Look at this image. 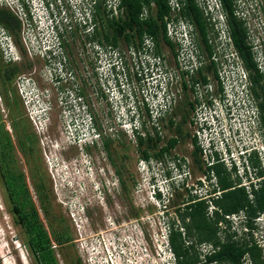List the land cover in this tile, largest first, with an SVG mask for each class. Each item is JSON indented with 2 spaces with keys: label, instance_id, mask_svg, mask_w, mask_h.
Wrapping results in <instances>:
<instances>
[{
  "label": "rangeland",
  "instance_id": "1",
  "mask_svg": "<svg viewBox=\"0 0 264 264\" xmlns=\"http://www.w3.org/2000/svg\"><path fill=\"white\" fill-rule=\"evenodd\" d=\"M0 1L22 21L20 43L24 48L21 49L16 36H12L14 46L5 45V52L0 43V136L5 132L10 135L13 147L8 154V170L23 174L51 236L53 229L69 230L71 240L67 242L52 238L58 264H76L77 258L81 264H177L167 236L172 227L184 228L181 231L187 236V246L194 248L202 259L197 248L199 243L188 237L179 212L192 195L187 182L183 184L185 172L193 174V179H188L190 185L201 175L189 155L193 146H180L173 151V156L161 162L152 157L150 163H143L141 148L137 149V132L153 133L154 124L145 109L141 113L143 121L136 117L132 107V101L138 103V98H143L148 81L156 82L159 78L164 82L165 77L173 74L179 76L180 82L186 69H193L195 78L197 60H203L204 68L211 63L212 56L200 44L199 34H195L189 47L183 46L180 40L173 41L176 54L163 44L158 53L161 63L153 67L143 61L134 63L130 50L131 46L138 48L136 43L128 45L121 40L109 52L105 44L97 39L93 42L101 23L99 19L95 20V27L90 23V0H57L56 7L64 9L68 13L65 19L71 22L63 36L57 34L61 28L55 33L51 27L42 0H35L34 11L27 7L26 0ZM251 4L245 6L259 19L251 20L255 27L251 26L248 31L264 74L261 35L264 28H260L264 25V0H253ZM214 15L209 19V39L219 78L211 76L207 86L214 93L212 110L200 112L217 117L202 132L221 152L228 144L231 148L256 145L261 149L262 137L258 123L254 122L256 118L244 112L257 101L248 71L227 41L229 27L224 16L218 20ZM10 38L3 41L10 42ZM3 54L12 60L5 61ZM12 64L19 65L20 71L7 81L3 68ZM205 73L213 75V71ZM176 87L178 83L171 88L176 91ZM192 90L189 96L194 98ZM184 101L185 97L178 104ZM228 107H232L231 116L227 113ZM17 122H23L26 131L36 138L31 153L26 154L20 147L18 130L14 127ZM167 128L169 135L170 128ZM190 129L195 133L198 127L193 123ZM110 136L111 150H108ZM125 146L127 157L122 154ZM1 158L0 153V259L2 264H38L27 234L11 211L13 203L5 185L8 172L2 168ZM99 168L103 170L101 175ZM179 174L182 183L177 184L175 179ZM40 180L49 194L48 216L36 189ZM200 192L197 196H201ZM227 233L233 234L232 229ZM153 240L159 248V254L154 256L147 250L153 247Z\"/></svg>",
  "mask_w": 264,
  "mask_h": 264
},
{
  "label": "trees",
  "instance_id": "2",
  "mask_svg": "<svg viewBox=\"0 0 264 264\" xmlns=\"http://www.w3.org/2000/svg\"><path fill=\"white\" fill-rule=\"evenodd\" d=\"M152 1L156 6L153 13L145 20L141 19L140 13L144 4H149ZM228 10L232 13V0H224ZM125 12L119 17H109L106 8H102V0H98L95 4L94 21L99 19L101 23L100 30H97L96 39L100 43H109L112 46H118L120 41H125L128 45H141L143 34L145 32L154 36L157 45V52H161L162 45H167L174 54L176 44L167 36L164 17L169 13L170 8L167 0H123ZM28 7V6H27ZM105 9V10H104ZM183 14L193 22L196 31L199 34L200 44L207 51L209 56H212L214 49L210 43L209 33L211 30V22L205 16L203 10L198 6L195 0H187V4L183 9ZM0 22L13 29L16 36V41L20 44V30L22 21L17 13L6 7L0 8ZM229 34L234 39L235 48L240 52L244 66L249 72L251 79V90L257 97H264V74L254 60L251 46L246 40V30L242 23L238 21L234 15L230 17ZM63 36V35H60ZM215 62L214 60H212ZM0 68H2L0 66ZM206 70L218 73L215 63H210L205 68L198 69L201 78L207 82V75L203 74ZM20 71V66L12 64L3 68L4 78L10 81ZM217 75V74H216ZM187 88V83H184ZM193 106V103H191ZM264 109V101L261 103ZM264 119V115H263ZM167 126L172 129L173 121L170 120ZM14 127L18 130V139L22 151L26 154L31 153L35 142V136L31 132H27V128L23 122L14 123ZM138 142L142 143L144 148L141 156L150 160L152 157H157L155 147L157 146L156 137L153 133L146 135H137ZM191 141L195 147L194 152L201 151L197 137L191 134ZM168 144L162 148L161 154L170 151V148L177 143L176 138L167 140ZM13 147V142L5 132L0 136V153L2 155V168L7 169L5 176V185L8 196L13 205L11 211L16 216V222L19 223L24 232L27 234L29 245L35 255L38 264H58L57 257L52 245V238L60 243L71 240L68 229L61 231L53 229V236L49 233L45 223L41 219L39 208L31 197L30 189L28 188L22 173L13 174L8 170L9 153ZM198 169H201L200 159L196 157ZM233 186L230 181L227 187ZM36 189L41 201V206L48 216L47 200L49 194L46 185L42 180L36 183ZM264 196V190L257 193V200ZM248 193L243 188H233L222 192L219 200H216V205L225 213H233L245 207L248 204ZM209 204L205 200H196L192 195L185 202V206L179 209L183 225L186 228L188 237H193L196 243L205 241L212 242L216 250L208 254L205 259H200L199 253L196 250L187 246V236L182 234L179 228L170 229L169 243L171 249L174 250L177 264H241L242 257L246 251L251 253L255 264H264L261 259V249L257 245L246 246L233 239V234L227 233L226 240L222 241L219 236V221L223 218L219 211H215V218L210 219L207 215ZM264 209V204L251 207L252 215H256L259 210ZM192 245V244H191ZM219 246V248H217ZM194 247V246H193ZM0 264L2 261L0 259Z\"/></svg>",
  "mask_w": 264,
  "mask_h": 264
},
{
  "label": "built area",
  "instance_id": "3",
  "mask_svg": "<svg viewBox=\"0 0 264 264\" xmlns=\"http://www.w3.org/2000/svg\"><path fill=\"white\" fill-rule=\"evenodd\" d=\"M97 1L98 0L89 1L90 8L88 10L89 11L88 15L91 20L90 23L92 26L94 23L93 15L95 12V4L97 3ZM195 1L198 4V6L201 8V10H203V12L205 10L204 14L205 16L206 15L209 16L207 17L208 20L211 19L210 16H212V14L214 15V13H215L214 16H217L218 20L222 16H224L221 0H215V2L213 3L210 2L209 0H195ZM104 2L106 5V12L111 18L113 17L117 18L124 14L125 7L123 6V0H104ZM167 2L170 8L169 13L164 17L167 36L172 41L180 40L183 46L186 47L192 46L197 31L195 30L196 27L193 24V22L189 19V17L185 16L182 12L187 4V0H167ZM0 3L3 4L2 1H0ZM155 6L156 4L154 1H152L149 4H144L142 7V11L140 13L141 19L142 20L147 19L153 13ZM214 16L212 17V19L217 20V18ZM69 27H71V23ZM227 41L235 50L232 37L230 34H229V39ZM96 46L98 47V45ZM107 49L109 52H111V50L114 49V46L109 44L107 46ZM130 53L135 64H138L143 61L145 62V64L147 63L154 67L155 65L160 64L162 60L161 56L157 52V45L154 36L147 32L143 34L141 45L138 48L131 46ZM235 53L237 54L236 50ZM178 57L180 58V56ZM212 60L216 62V58L214 55H212ZM197 61L199 62V65L195 67L196 70L198 71L199 68L203 67L202 64L204 62L203 60L202 61L197 60ZM140 71L141 68L140 66H138L139 77L142 76V73ZM193 71H194L193 69L183 70V72L188 73L187 77L191 76ZM187 81H188V85H190L191 82L189 81V79ZM177 83H178V87H176L177 89L176 91H174L171 87H173ZM208 85L204 87L205 89L203 91L202 84H195V83L192 84L194 89L193 90L194 98L199 99L200 101L195 108L196 115L195 116L193 115V123L198 127V129L195 130V133H193V135L197 137L198 144L200 145L205 155H210L214 151H219L216 150V148L212 145L214 142H212L211 139L209 140L202 132V129L204 127L206 128V126H208L212 122V120L216 119L217 117L215 114L214 116L210 115L208 117L207 115L204 114L202 115L200 112L201 110L203 113V110L209 108L205 102V97H207V94L211 92L213 89L210 88L211 90H209V88H207ZM200 86H202V88ZM184 89H182L181 83L179 82V76L173 74L169 76V78L165 77L164 82L159 80V78L158 80H156V82H154L153 79L151 80V82L148 81V85L143 90V95H144L143 98L142 99L138 98V103L132 101V107L134 111L137 112L136 117L137 118L139 117V120H141V111L142 109L143 110L145 109V111H149L150 119L152 120L154 126H157L159 118L168 116L174 110L177 101L184 92ZM230 101L231 98H229V102ZM139 105H141V111L139 109ZM222 108L223 107H221V109ZM209 110L211 111L212 109L209 108ZM231 111H232V107H228V111H227V113H229L228 115H232ZM244 112L246 114H250L251 117H254L255 112L253 110L252 105L249 106L247 110ZM138 122L140 123V121ZM140 133L144 135L143 131L142 132L140 131ZM252 149L253 148L244 149V151L248 150L249 152H251ZM261 149H259V151L264 150L263 145L261 146ZM224 152L226 153V151ZM142 161L143 163L144 162L150 163L151 160H145L143 158ZM232 164L239 167L238 173L241 175H243V173L245 172V167H248L249 170L251 171L248 158L241 160L238 156L232 157ZM179 175L180 176L175 179L177 184L182 183L181 174ZM191 176H192L191 171L185 172V181H183V184L187 182L186 186L188 188H191V185L188 182V179ZM202 189L203 188L195 187V190L193 192L198 193ZM200 195L201 196L206 195L205 188H204V192L202 193L200 192ZM208 209L209 211L207 212V215L210 219L215 218L216 210L219 211L220 215L223 216V218L218 223L219 229H221V231H219L218 234L221 237L222 241L226 240L227 231H231L232 229L234 240H237L239 243L246 245L248 247L252 245H257L261 249V259L264 263V211L259 212L256 216L253 217L248 215L244 211L225 213L220 207L213 204L211 201L209 202ZM181 230H184V228L181 227ZM183 233L185 234V231H183ZM167 236L169 239V235ZM197 248L203 259H205L208 254H211L216 250L214 244L209 241L199 243ZM217 248H219V246ZM241 264H255L254 259L249 251H246L245 254L243 255Z\"/></svg>",
  "mask_w": 264,
  "mask_h": 264
},
{
  "label": "flooded vegetation",
  "instance_id": "4",
  "mask_svg": "<svg viewBox=\"0 0 264 264\" xmlns=\"http://www.w3.org/2000/svg\"><path fill=\"white\" fill-rule=\"evenodd\" d=\"M251 1L253 0H232V7H233V12L231 13L228 8L225 5V1L221 0L222 3V9L224 11V18L225 21L229 27L230 30V17L231 15H234V17L240 21L243 25V27L246 30V40L247 43L251 46L254 42L250 40L251 36L249 35V29L251 28V26L255 27V24L251 21V20H256L259 19L258 17H254L255 15H257L256 13H250V10L248 9V4H251ZM247 5V6H245ZM6 7L8 8V6H5L4 4H0V8ZM247 7V9H246ZM10 9V8H9ZM249 10V12H248ZM13 11V10H12ZM15 12V11H13ZM16 13V12H15ZM243 14V16H242ZM109 16V15H108ZM110 17V16H109ZM263 17V16H262ZM261 18V17H260ZM94 19V17H93ZM262 23H264V21H262ZM260 24V23H259ZM96 22L94 21L93 23V27H95ZM260 28H264V25H260ZM22 29V27H21ZM94 29V28H93ZM95 31V30H94ZM21 33V30H20ZM15 32L13 29L9 28L8 26H6L5 24L0 22V43H1V47L3 52H5L7 50V48H5V45H7V47L10 48V46H14L13 44V39L12 36H15ZM262 35V45H264V34L261 33ZM10 38V42L8 41H3V38ZM96 41V38H94L93 42ZM233 41V45L235 47V43H234V39L232 38ZM100 43V42H99ZM105 46L107 47V43H105ZM235 50L237 51V54L239 55V57L242 59L240 52L235 48ZM251 50L253 53V57L254 60L257 62L258 67L261 70V64L259 63V57H257V54H255L253 47L251 46ZM2 57H5V61H9L12 60V57H10L7 54H3ZM243 61V59H242ZM211 63H215L211 60ZM244 63V62H243ZM248 71V70H247ZM262 71V70H261ZM198 72V76H196L194 78L193 75L189 76L190 79L189 81L192 82L190 85H188V81L186 80V77L188 75V73L186 72H182V74L184 75V78H182V80L180 81L182 89H184V83H187V88L184 89L183 94L181 95V97L179 98V100L176 103H179L180 100L183 99V97H185V101L184 103H181L178 107L177 110L176 106L174 108V110L166 117H161L158 120V125L154 126V131L153 134L156 137V142H157V146L155 147V153L157 154V157H155L156 160L158 161H162L163 159L169 158L171 156H173V151H175L178 147L180 146H186V145H192V149L189 150V155L191 157L192 163L193 165L198 169L197 164H196V157L200 159L201 162V169H198L201 173L200 176L196 177L197 182H193L191 188H189V191L192 192V196L196 199V200H205L208 204L211 201L213 204H217L216 200H219L220 197L222 196V192L223 191H227L233 188H245L246 192L248 193V204L239 209L238 211L235 212H240V211H244L246 212L248 215L250 216H254L252 215L251 211V207H255V206H260L264 204V196L261 197L259 200H257V193L260 191L264 190V150L263 151H259L258 147L255 145L254 147H252L254 150L250 153L249 157H248V162H249V166L251 168V171L249 170L248 167H245V172L243 173V175L238 173V169L236 168L237 166L232 164V157L231 154L228 152H219V151H214L212 152V154L210 155H205L203 153V151L199 150L197 152H194V145L191 141V134H192V130L190 129V125L193 124V110H195L196 105L199 104V99L196 98H192L190 97V91L193 89L192 84H203V88L208 85L209 83V79L211 76L214 77H218L219 78V73L213 72V75L208 74L207 75V79L208 81L205 82L201 77V74ZM203 74H206L205 72H203ZM217 74V75H216ZM249 74V72H248ZM249 81L251 84V79L249 76ZM220 82V81H219ZM263 84H264V80H263ZM184 86V87H183ZM221 89V86L219 87ZM193 91V90H192ZM213 91V90H212ZM253 94L255 95V98L257 99V101H255L256 103L255 106L252 105V107L254 108V117L256 118V120H254V122L258 123V130L260 132V135L262 137L261 141L264 147V119H263V115H264V109L261 106V103L264 101V97L261 95L259 97L256 96V94L253 92ZM214 93L213 92H209L207 94V97H205V102H208V107L211 109L212 108V102L214 100ZM191 103H193V106L191 105ZM149 114V111H147ZM142 113V111H141ZM205 114V113H204ZM150 117V114H149ZM141 119L143 120V116L141 114ZM172 120L173 121V126L172 129H170V133L169 135L166 134L165 131V127L167 128V124L169 123V121ZM144 121V120H143ZM256 126V124H255ZM208 126H206V128H208ZM169 129V128H167ZM137 135H142L141 133H137ZM108 141H107V147L108 150H111V139L112 136L108 137ZM171 138H176L177 139V143L170 148V151L166 152L164 155L161 154L162 148L164 146H166L168 144L167 140L171 139ZM137 146L139 149V147L141 148V151L143 150L144 146L142 143L137 142ZM124 151H123V156L127 157L128 156V150H127V146L124 147ZM186 158V156H181ZM180 161V158L178 159ZM190 179H193V174L190 177ZM232 181L233 182V186L227 187L228 183ZM196 184V186L194 185ZM200 185V186H199ZM195 187L197 188H205V192L206 195L204 196H197L198 193H194L193 191L195 190ZM200 195V194H199ZM197 196V197H196ZM263 210H259L257 212V214L259 212H263ZM256 214V215H257ZM255 215V216H256ZM154 238V236H153ZM147 250H149L153 256L155 255V253L159 254V248H156L154 245V240H153V247H147ZM173 253L175 255V252L173 250ZM76 264H81V260L79 258L76 259Z\"/></svg>",
  "mask_w": 264,
  "mask_h": 264
},
{
  "label": "clouds",
  "instance_id": "5",
  "mask_svg": "<svg viewBox=\"0 0 264 264\" xmlns=\"http://www.w3.org/2000/svg\"><path fill=\"white\" fill-rule=\"evenodd\" d=\"M60 1V0H59ZM42 2L44 3V8L46 10V17L49 19L50 21V25L51 27L54 29L55 33H57V31L61 28V32L57 33L58 35H63V33H65L67 31V28L69 29V25H70V20L65 19L66 17H68V13L64 12V9L59 10L56 5H57V0H42ZM27 6L31 11H34L37 9L36 7V3L35 0H26ZM63 8V6H62ZM63 11V12H62ZM65 19V21H64ZM51 49V48H49ZM53 51V50H50ZM229 114V113H228ZM134 117V115H132ZM231 116V115H230ZM252 147H247L244 145H237L236 147H232L228 144L226 146V152L231 154V157H235L238 155V157L242 160V159H247L250 155V153L254 150L252 149L251 152H249L248 150L244 151V149H249ZM237 153V155H235L234 150ZM100 170V168H99ZM98 173L101 175V171H103L102 169L99 171ZM105 171V169H104Z\"/></svg>",
  "mask_w": 264,
  "mask_h": 264
},
{
  "label": "bare ground",
  "instance_id": "6",
  "mask_svg": "<svg viewBox=\"0 0 264 264\" xmlns=\"http://www.w3.org/2000/svg\"><path fill=\"white\" fill-rule=\"evenodd\" d=\"M26 260H27V258H26Z\"/></svg>",
  "mask_w": 264,
  "mask_h": 264
}]
</instances>
